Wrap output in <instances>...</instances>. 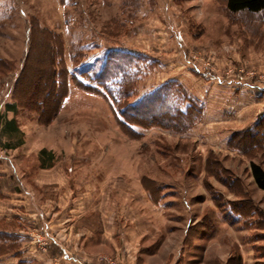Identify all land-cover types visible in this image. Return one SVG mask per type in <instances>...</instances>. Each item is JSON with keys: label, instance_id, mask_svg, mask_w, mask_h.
<instances>
[{"label": "rangeland", "instance_id": "rangeland-1", "mask_svg": "<svg viewBox=\"0 0 264 264\" xmlns=\"http://www.w3.org/2000/svg\"><path fill=\"white\" fill-rule=\"evenodd\" d=\"M225 3L0 0V264H68L56 213L84 192L88 207H120L127 218L139 200L178 230L203 214L208 230L235 231L220 264L233 245L230 264H264V193L251 172H264V13H230ZM114 52L132 62L123 99L112 84L88 95L50 89L51 72L93 81ZM162 86L193 111L166 124L138 117L126 129L125 106Z\"/></svg>", "mask_w": 264, "mask_h": 264}, {"label": "crops", "instance_id": "crops-1", "mask_svg": "<svg viewBox=\"0 0 264 264\" xmlns=\"http://www.w3.org/2000/svg\"><path fill=\"white\" fill-rule=\"evenodd\" d=\"M87 196L86 192L79 194V197L75 194L71 204L74 203L76 207L79 203L80 207H70L67 211L60 209L56 213L60 216L57 225L59 234L62 235L64 231L65 237L64 242L58 243V247L68 253V264H104L99 261L102 258H111L119 264H220L221 242L226 240L230 244L229 240L234 239L231 238L235 232L232 229L226 236L221 232L220 224L214 231L199 224L203 214L188 219L178 230L173 222L157 223L158 220L152 218L155 215L153 211L149 214L140 211L139 200L132 202V213L127 218L121 213L120 207L113 211L88 207L91 203H88ZM101 204L98 203V206ZM94 210L99 212V219L92 225L88 220L95 216ZM62 214L67 218L62 219ZM195 224L199 225L191 229ZM248 250L252 254V248ZM232 251L236 252L235 245L230 246L227 264L233 258ZM65 257L59 254L56 260L65 261ZM242 262L245 263L244 260Z\"/></svg>", "mask_w": 264, "mask_h": 264}, {"label": "trees", "instance_id": "trees-1", "mask_svg": "<svg viewBox=\"0 0 264 264\" xmlns=\"http://www.w3.org/2000/svg\"><path fill=\"white\" fill-rule=\"evenodd\" d=\"M225 7L230 13H238V12H247L250 14L264 13V0H226ZM114 53L108 55L106 62H105L106 66L102 68L101 72L99 73L97 77L93 78V81H91L89 77H85L84 79L86 80V82H83L80 79H77L75 75H73L71 84H69V82L67 81V77H65L66 82L64 83V77H62L61 79L58 77L56 73L54 76V73L51 72V77L49 80L50 89L56 92V89H58L60 85L61 86L68 85L74 88L76 92L82 93L83 95H88L94 92L93 91L94 89H92L94 87L93 86L94 84L97 87H107V84H112L114 86H118L119 88L118 90L120 94L123 89L121 83L126 84L128 81H130L124 78L123 80H121V78L122 76H124L123 75L124 72L127 69L131 68L132 62L131 61L126 62L124 60L119 61L118 58H114V55H117L119 53L117 54L116 52ZM80 76L84 77L87 75L86 73H83V74H80ZM167 93L168 91L167 89H165V86L164 87L162 86L146 94L140 100L138 105L136 106L126 105L125 106L126 112L124 113H128V114L125 116V118L122 117L123 121H121L120 119V123L123 124L127 129L129 126L137 125L138 123L135 120V118L140 117L142 119L148 118V120H151V121L153 120L154 122L155 120L158 119V121H160L159 123L166 124L170 121L175 122L176 119L183 120L182 119L183 117H187L193 111V107L196 104L195 102L190 101V98H186V97L180 98L183 103L186 102V104L184 103L185 106L182 109L175 104V102L177 103V101L179 100V96L176 95L178 97L176 101L174 97H173L174 100L171 99L170 95H168ZM28 95L34 98H38L39 91L37 89L35 91H32L31 95L30 93ZM44 96L47 97V95H44ZM121 98L122 99L124 98V96H122V93H121ZM37 102H38L37 103L38 106H41L43 104L42 101H37ZM67 102H68V97H63L61 100V104L65 105ZM156 106H158V111H159L158 113L151 112L147 114L148 112L152 110V108H155ZM15 108H16L15 104L5 105V109H7L8 111H14ZM136 109L140 110V113L138 115L134 113L136 112ZM9 124L13 125V121L12 120L9 121ZM143 125L147 126L148 124L147 125L143 124ZM251 172H252V176H253L256 186L258 187L259 190L264 192V172L263 170L259 166L255 164H251Z\"/></svg>", "mask_w": 264, "mask_h": 264}, {"label": "built area", "instance_id": "built-area-1", "mask_svg": "<svg viewBox=\"0 0 264 264\" xmlns=\"http://www.w3.org/2000/svg\"><path fill=\"white\" fill-rule=\"evenodd\" d=\"M109 262V261H108ZM110 264H112V262H109Z\"/></svg>", "mask_w": 264, "mask_h": 264}]
</instances>
